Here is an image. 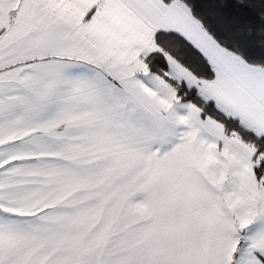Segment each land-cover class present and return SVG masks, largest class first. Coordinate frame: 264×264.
Masks as SVG:
<instances>
[{
	"label": "snow or ice",
	"instance_id": "snow-or-ice-1",
	"mask_svg": "<svg viewBox=\"0 0 264 264\" xmlns=\"http://www.w3.org/2000/svg\"><path fill=\"white\" fill-rule=\"evenodd\" d=\"M0 264H264V0H0Z\"/></svg>",
	"mask_w": 264,
	"mask_h": 264
}]
</instances>
